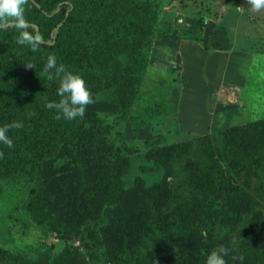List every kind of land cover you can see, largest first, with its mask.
Wrapping results in <instances>:
<instances>
[{
    "label": "trees",
    "instance_id": "trees-1",
    "mask_svg": "<svg viewBox=\"0 0 264 264\" xmlns=\"http://www.w3.org/2000/svg\"><path fill=\"white\" fill-rule=\"evenodd\" d=\"M24 7L26 19L35 29L28 31L41 38L37 51L16 42V29H0V127L13 122L23 125L9 129L11 148L0 143V200L11 209L9 219L31 225L44 239L22 248L0 236V264H58L54 243L47 238L62 237L58 222L67 213H78L79 220L91 213L81 214L80 207L86 206L79 199V184H74L84 178L83 170L57 176L53 165L72 141L89 139L96 155L92 167L105 171L95 181L100 185L97 198L118 207L116 221L105 232L114 257L117 253L123 257L117 262L205 264L213 249V238L209 216L190 213L201 210L199 201L195 198L182 203L173 214L164 212L170 197L167 176L151 186L136 179L134 186L125 188L122 172L116 167L111 171L113 168L108 165L112 151L118 148L113 150L112 143H107L108 130L106 124L102 125L103 119L113 115L137 127L152 117L154 111L151 113L150 109L160 107V102H156L133 113L99 99L107 92L114 96L121 93L119 85L123 81L130 83L132 74L144 66L159 5L152 0H28ZM50 55L56 57L58 66L80 75L92 93L94 103L87 106L83 118L57 120L56 110L46 107L48 102L60 99L58 78L48 80L42 71ZM261 126L258 121L229 130L232 141H240V150L229 158L227 168H214L208 189L216 192L231 187L226 177L250 165L248 149H255L254 155L264 150ZM174 148L175 145L169 146ZM193 164L187 159L185 168L195 186L204 171L201 174L197 167L190 169ZM12 190L16 193L10 194ZM166 246L174 250L164 253Z\"/></svg>",
    "mask_w": 264,
    "mask_h": 264
},
{
    "label": "rangeland",
    "instance_id": "rangeland-1",
    "mask_svg": "<svg viewBox=\"0 0 264 264\" xmlns=\"http://www.w3.org/2000/svg\"><path fill=\"white\" fill-rule=\"evenodd\" d=\"M152 1L159 5V17L144 66L132 74L130 83L119 85L121 93L107 92L99 99L133 113L156 102L160 107L150 109L156 116L137 127L113 115L102 118L107 143L113 150L118 148L108 165L111 171L116 167L122 172L125 188L134 186L136 179L151 186L167 176L170 197L164 212L173 214L180 204L196 198L201 210L190 213L209 216L212 247L228 249L226 264H264V150L254 155L255 149H248L250 165L226 177L231 187L208 189L214 168H227L229 158L240 150V141L233 142L229 130L258 121L261 131L264 128V12L251 13L247 4L233 0L210 5L200 0ZM185 40L197 41V47L183 46ZM240 51L253 56L245 84H220L226 75L240 74L246 57L236 54ZM171 145L176 148L169 149ZM94 151L91 139L74 140L53 165L57 176L83 170L84 178L74 184H79V199L86 206L80 207L81 214L91 213L81 220L78 213H67L58 222L62 237L47 238L54 243L58 264H120L117 261L123 260L121 253L114 257L107 245L105 232L116 221L118 207L97 198L100 185L95 181L103 169L92 167ZM187 159L194 162L190 169L204 171L195 186L185 168ZM86 179L92 182L87 184ZM7 206L0 200V236L22 248L40 243L41 232L9 219ZM173 250L163 248L164 253Z\"/></svg>",
    "mask_w": 264,
    "mask_h": 264
},
{
    "label": "clouds",
    "instance_id": "clouds-1",
    "mask_svg": "<svg viewBox=\"0 0 264 264\" xmlns=\"http://www.w3.org/2000/svg\"><path fill=\"white\" fill-rule=\"evenodd\" d=\"M28 0H0V29L14 28L18 31L16 42L20 45H29L32 51H37L41 38L39 34L33 35L28 31L33 28L25 17V5ZM251 13L264 12V0H245ZM33 31L35 29L33 28ZM32 68L31 65H26ZM43 74L48 80L58 78L59 84L57 95L60 97L58 102L52 101L46 104L48 109H55L54 119L74 120L77 117L83 118L88 105L94 103L92 93L86 86L85 81L78 74L69 71L63 65H57L54 55L47 58L43 68ZM31 115H35L32 113ZM22 123L13 122L10 125L0 127V143L11 148L12 140L8 137L9 129L22 128ZM0 158H3V152H0ZM228 255V249L220 246L213 249L206 257L205 264H226L224 256Z\"/></svg>",
    "mask_w": 264,
    "mask_h": 264
},
{
    "label": "crops",
    "instance_id": "crops-1",
    "mask_svg": "<svg viewBox=\"0 0 264 264\" xmlns=\"http://www.w3.org/2000/svg\"><path fill=\"white\" fill-rule=\"evenodd\" d=\"M200 1H203V2L208 3L210 5V4H213V2H215L217 0H200ZM219 1H221V0H219ZM233 2L235 4L237 3L239 5L245 4V0H233ZM206 19H208V17H206ZM184 42L185 43L183 44V46L190 43V44H192V46L194 48L197 47L195 45V43L197 44V41H190V40L187 41V40H185ZM199 51H201V50H199ZM203 51L209 52V51H206V50H203ZM238 53H245L246 54V57H244V59H243L244 61H243V64H242V67H241V70H240V74L239 75L228 74V75H226V79L225 80H223L221 78L222 80H220L221 81L220 84H222V82L231 84L233 86H242V85L245 84V82H246V73H247V70L250 67V63L252 61L253 56H252V54L250 52H246V51L236 52V54H238Z\"/></svg>",
    "mask_w": 264,
    "mask_h": 264
}]
</instances>
